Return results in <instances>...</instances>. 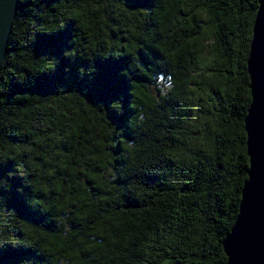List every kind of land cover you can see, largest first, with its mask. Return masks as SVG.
<instances>
[{"label":"trees","instance_id":"obj_1","mask_svg":"<svg viewBox=\"0 0 264 264\" xmlns=\"http://www.w3.org/2000/svg\"><path fill=\"white\" fill-rule=\"evenodd\" d=\"M259 2L19 0L0 264H227Z\"/></svg>","mask_w":264,"mask_h":264},{"label":"water","instance_id":"obj_2","mask_svg":"<svg viewBox=\"0 0 264 264\" xmlns=\"http://www.w3.org/2000/svg\"><path fill=\"white\" fill-rule=\"evenodd\" d=\"M18 5L19 0H0V66ZM247 68L252 100L244 122L250 165L239 212L223 240L227 264H264V0L256 12Z\"/></svg>","mask_w":264,"mask_h":264},{"label":"rangeland","instance_id":"obj_3","mask_svg":"<svg viewBox=\"0 0 264 264\" xmlns=\"http://www.w3.org/2000/svg\"><path fill=\"white\" fill-rule=\"evenodd\" d=\"M158 84L162 87V89L165 91V89L167 88L169 82L168 79L164 78V77H159L158 78Z\"/></svg>","mask_w":264,"mask_h":264}]
</instances>
